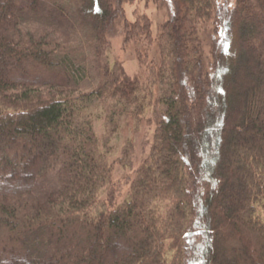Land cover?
Listing matches in <instances>:
<instances>
[{
  "label": "trees",
  "instance_id": "trees-1",
  "mask_svg": "<svg viewBox=\"0 0 264 264\" xmlns=\"http://www.w3.org/2000/svg\"><path fill=\"white\" fill-rule=\"evenodd\" d=\"M129 1L0 0V264H264V0H172L156 33ZM153 118L122 190L110 138Z\"/></svg>",
  "mask_w": 264,
  "mask_h": 264
},
{
  "label": "rangeland",
  "instance_id": "rangeland-1",
  "mask_svg": "<svg viewBox=\"0 0 264 264\" xmlns=\"http://www.w3.org/2000/svg\"><path fill=\"white\" fill-rule=\"evenodd\" d=\"M172 0H132L124 4L127 17L129 19H134L138 14L148 15L153 22V31L156 33L158 30V25L165 19L169 17L168 13L173 5ZM220 2H225V0H218ZM228 1V0H226ZM231 4L235 0H229ZM209 32V31H208ZM205 33L206 46L208 48L213 45V41L216 39V35L210 32ZM157 53V48L154 45V50L151 51V56ZM112 60H117L122 66V70L126 76L138 77L142 76L144 73V68L138 59L137 52L132 45H125L122 42V35L118 34L113 37V47L111 53ZM156 124V119L144 121L141 125L132 127L125 132H117L110 138V144L112 147L110 153V159L114 162V175L120 181V188L125 190L128 184L129 176L133 175L135 167L138 166L137 161H141L143 157L147 154V150L151 144L154 128ZM96 131L100 138H105L108 135L107 128L103 119H98L96 121ZM130 141L132 146H130L132 164L131 166H125L119 162V158L123 155V151L126 148V144Z\"/></svg>",
  "mask_w": 264,
  "mask_h": 264
},
{
  "label": "snow or ice",
  "instance_id": "snow-or-ice-1",
  "mask_svg": "<svg viewBox=\"0 0 264 264\" xmlns=\"http://www.w3.org/2000/svg\"><path fill=\"white\" fill-rule=\"evenodd\" d=\"M97 11H99V9L97 8Z\"/></svg>",
  "mask_w": 264,
  "mask_h": 264
}]
</instances>
